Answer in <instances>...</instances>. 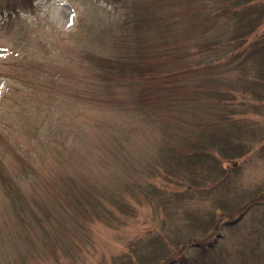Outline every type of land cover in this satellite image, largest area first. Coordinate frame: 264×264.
I'll return each mask as SVG.
<instances>
[{"label": "trees", "instance_id": "16d2710c", "mask_svg": "<svg viewBox=\"0 0 264 264\" xmlns=\"http://www.w3.org/2000/svg\"><path fill=\"white\" fill-rule=\"evenodd\" d=\"M107 2L111 14L81 20L77 99L37 78L38 91L14 101L16 127H0V192L20 225H40L55 262L82 264L92 223L124 225L145 205L158 230L110 264H264L257 230L216 251L221 229L264 210V188L239 198L230 183L242 157L264 151V0ZM28 6L0 0V13ZM77 103L97 113H65Z\"/></svg>", "mask_w": 264, "mask_h": 264}, {"label": "rangeland", "instance_id": "374dc122", "mask_svg": "<svg viewBox=\"0 0 264 264\" xmlns=\"http://www.w3.org/2000/svg\"><path fill=\"white\" fill-rule=\"evenodd\" d=\"M23 1L31 6L20 10L18 15L12 13L11 17L5 18L3 12L0 13V127L5 132H12L16 127L15 116L8 114L12 113L14 101L22 99L23 92L36 93L37 78L42 82L54 80L61 84L53 90L54 96L61 98L64 94L69 101L77 99L75 89L81 74L79 53L83 46L81 20H86L95 9L100 16H107L115 10L107 0ZM100 5L106 10L100 9ZM63 85L68 92H61ZM42 95L44 93H38V97ZM79 104L70 106L65 113H72L75 119H79L82 113H97L93 106L87 104L83 109ZM41 113L46 120V110ZM7 114L1 121V116ZM257 149L242 157L238 172L231 175V190L239 198H248L264 188V151ZM105 168L106 165L102 170ZM11 204L10 197L0 192V264H70L64 259L54 261L51 250L56 246L49 243L45 234H40V225H20L17 211ZM40 206L50 219L52 209H56L51 196L46 195ZM263 218L264 210L258 208L232 229H221L223 237L216 244L219 255L232 250L249 233L255 230L263 233L264 222L255 224ZM154 225L158 228V221L152 219L145 205L139 207L137 215L127 219L124 225L110 227L102 222L92 223L89 226L92 242L83 246L85 257L82 264H110L112 256L123 252V255L130 254L132 243L144 238L149 230H158ZM213 237L206 238V241Z\"/></svg>", "mask_w": 264, "mask_h": 264}]
</instances>
